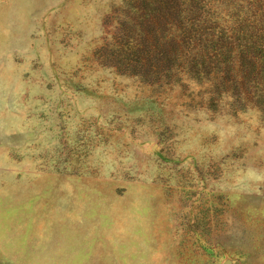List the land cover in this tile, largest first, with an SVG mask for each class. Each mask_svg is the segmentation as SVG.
Masks as SVG:
<instances>
[{"label": "rangeland", "instance_id": "1", "mask_svg": "<svg viewBox=\"0 0 264 264\" xmlns=\"http://www.w3.org/2000/svg\"><path fill=\"white\" fill-rule=\"evenodd\" d=\"M264 264V0H0V264Z\"/></svg>", "mask_w": 264, "mask_h": 264}, {"label": "water", "instance_id": "2", "mask_svg": "<svg viewBox=\"0 0 264 264\" xmlns=\"http://www.w3.org/2000/svg\"><path fill=\"white\" fill-rule=\"evenodd\" d=\"M225 264H232V261L230 259L226 260Z\"/></svg>", "mask_w": 264, "mask_h": 264}]
</instances>
